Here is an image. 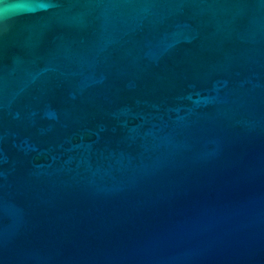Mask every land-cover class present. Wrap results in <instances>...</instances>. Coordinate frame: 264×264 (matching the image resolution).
Instances as JSON below:
<instances>
[{
	"label": "water",
	"instance_id": "95a60500",
	"mask_svg": "<svg viewBox=\"0 0 264 264\" xmlns=\"http://www.w3.org/2000/svg\"><path fill=\"white\" fill-rule=\"evenodd\" d=\"M0 264H264V0H0Z\"/></svg>",
	"mask_w": 264,
	"mask_h": 264
}]
</instances>
